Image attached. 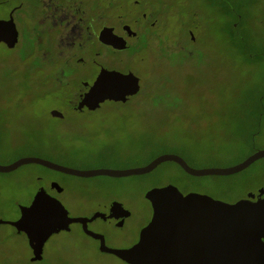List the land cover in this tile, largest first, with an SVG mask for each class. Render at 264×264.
<instances>
[{
  "label": "rangeland",
  "instance_id": "obj_1",
  "mask_svg": "<svg viewBox=\"0 0 264 264\" xmlns=\"http://www.w3.org/2000/svg\"><path fill=\"white\" fill-rule=\"evenodd\" d=\"M103 2L110 15L137 20L141 12H153L157 17L155 41L149 40L131 64L143 89L125 103L107 100L94 110H74L67 101L79 80L91 76L92 65H79L71 81L57 83L50 74L53 64L39 61L26 38L13 49L0 43L2 164L34 155L55 162L70 156L91 160L98 153L143 163L158 153L176 151L192 167L209 168L245 158L253 137L264 146V0ZM50 107L64 116H52ZM256 163L235 174L194 176L165 162L147 176L143 186L173 184L183 193L236 198L264 183V159ZM36 175L43 178L38 181ZM51 175L52 170L32 163L0 172V204L5 209L0 208V219L19 216L14 200L21 183L33 193L39 185L48 188ZM81 179L62 178L61 182L81 188ZM118 185L125 188L119 195L132 216L118 232L96 221L94 225L109 238L134 235L150 213L140 185L130 178ZM100 195L96 191L87 193L85 201L73 197L64 201L74 210L78 206L92 210L91 203ZM29 198L25 195L23 201ZM31 255L26 234L1 223L0 264H129L98 251L77 228L72 234H53L44 245L42 259L32 260Z\"/></svg>",
  "mask_w": 264,
  "mask_h": 264
},
{
  "label": "flooded vegetation",
  "instance_id": "obj_2",
  "mask_svg": "<svg viewBox=\"0 0 264 264\" xmlns=\"http://www.w3.org/2000/svg\"><path fill=\"white\" fill-rule=\"evenodd\" d=\"M103 5V0H0V19L11 21L17 32V39L12 47H8V45L4 42L0 43L10 49H13L19 45L21 39L26 38L36 51L39 61L53 64L50 74L52 73L51 78L57 83H68L69 80L71 81L72 74L79 65H92L94 70L91 76L89 78H81L79 80V87L76 91H74L72 97L68 99L67 104L74 110H94L90 109L87 105L82 104V102L102 70L133 73L138 77L139 83V90L135 94L141 92L143 89L141 78L137 72H135L131 64L136 60L138 53L147 47L149 40L155 41L153 32H155L156 36L158 35L154 29L158 20L157 17L154 16L155 14L153 12H141L137 20H129L117 13H112L110 15L105 11ZM131 96L133 95L128 96L125 101L105 99L99 104V106L107 100L125 103ZM52 110H57L61 114H53ZM49 113L56 117L64 116V113L56 107H50ZM250 146L251 151L245 156V158L257 150L264 149V146L260 147L257 145L255 137L251 138ZM164 153H172L182 157V155L176 151H167L158 153L151 160L143 163H129L128 161L120 160L115 156L102 155L101 153H98V155L94 156L91 160L78 159L70 156L63 162H53L76 169H80L81 167L89 169H127L144 166L155 157ZM245 158L232 164H225L222 167L235 165L243 161ZM263 159L264 156L254 160L244 169L254 166L257 161H261ZM165 162H171L172 164H176L181 167L174 160H166L158 163L151 171L145 173L119 176L96 174L99 175L101 179L99 177H94L96 175L82 176L46 167L53 171V175H51L50 180L47 182L48 188L43 185H39L33 193H30L25 191V187L22 183V185H19L18 197L17 200H14L15 207L19 212V216L16 219H18L21 215V206L30 205L36 193L40 189H44L49 195L58 199L64 205L69 216L86 218L85 222H70L68 227L52 233L49 238L53 234L62 231L72 234L74 228H77L78 231H81V233L93 240L98 251L113 254L100 249L101 239L104 240L108 247L112 248H128L139 240L141 229L150 221L153 213L151 202L146 197V193L153 187L164 186L154 183L143 186V183L149 174ZM85 163L88 165L83 166ZM0 164L2 163L0 162ZM32 164L45 167L38 163ZM259 164H261V162H258V165ZM70 177L83 178L81 179V181L84 182L83 187L72 189L69 185H63L61 179ZM42 178L43 177L41 175L35 176V179L38 181ZM127 178L133 179L137 185H140V189L143 190L144 198L149 202L150 213L144 218L134 235L128 234L124 238L119 236L109 238L105 231H102L94 224L98 220L104 221L114 230L116 229L117 232L126 228L127 220L132 216V210L126 205L125 200L120 198L119 193L125 188H122L118 184L121 180ZM96 191L100 192L101 195L98 199H96L97 201H93L91 203L93 206L92 210H86L82 206H78V208L74 210L71 209L64 201L67 197H73L75 199L85 201L89 199L86 197L87 193H95ZM25 195L30 197L26 203L23 201ZM263 197L264 183L258 185L254 189H248L243 195L236 198L218 199L234 203L240 199L257 201ZM1 207L2 210L5 211L2 204H0V208ZM96 213H99V215L91 218ZM86 229L98 235L88 233ZM15 230L17 232H22L18 231L16 228ZM31 257H33V251Z\"/></svg>",
  "mask_w": 264,
  "mask_h": 264
},
{
  "label": "water",
  "instance_id": "obj_3",
  "mask_svg": "<svg viewBox=\"0 0 264 264\" xmlns=\"http://www.w3.org/2000/svg\"><path fill=\"white\" fill-rule=\"evenodd\" d=\"M16 39L13 23L0 19V42L12 47ZM138 90V77L133 73L102 70L82 104L95 109L105 99L125 101ZM52 113L61 114L57 110H52ZM262 156L264 149L257 150L235 165L194 168L183 157L164 153L144 166L87 170L71 168L37 156H24L9 164H0V172L27 163H38L82 176H119L149 172L162 161L174 160L190 175H229L246 168ZM146 197L151 202L153 213L150 221L141 229L139 240L128 248H112L101 239L102 251L113 253L129 264H264V197L257 201L240 199L229 203L206 194L183 193L173 184L153 187L147 191ZM97 215L99 213L91 218ZM85 219L69 216L58 199L40 189L30 205L21 206L18 219H0V224H11L24 232L33 251L32 260H38L42 258L43 245L52 233L68 227L70 222H85Z\"/></svg>",
  "mask_w": 264,
  "mask_h": 264
}]
</instances>
